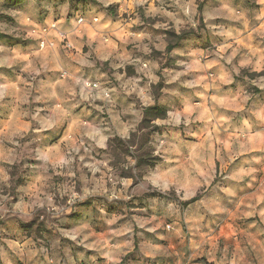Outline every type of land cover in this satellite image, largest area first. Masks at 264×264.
<instances>
[{
	"label": "clouds",
	"instance_id": "clouds-1",
	"mask_svg": "<svg viewBox=\"0 0 264 264\" xmlns=\"http://www.w3.org/2000/svg\"><path fill=\"white\" fill-rule=\"evenodd\" d=\"M0 264H264V0H0Z\"/></svg>",
	"mask_w": 264,
	"mask_h": 264
}]
</instances>
